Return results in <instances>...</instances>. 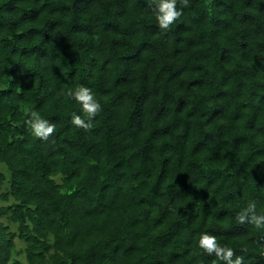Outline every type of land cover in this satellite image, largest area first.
<instances>
[{
    "label": "trees",
    "instance_id": "obj_1",
    "mask_svg": "<svg viewBox=\"0 0 264 264\" xmlns=\"http://www.w3.org/2000/svg\"><path fill=\"white\" fill-rule=\"evenodd\" d=\"M177 8L0 0V264H225L204 234L264 264V0Z\"/></svg>",
    "mask_w": 264,
    "mask_h": 264
},
{
    "label": "clouds",
    "instance_id": "obj_2",
    "mask_svg": "<svg viewBox=\"0 0 264 264\" xmlns=\"http://www.w3.org/2000/svg\"><path fill=\"white\" fill-rule=\"evenodd\" d=\"M154 12L159 29L167 31L170 29L178 18L182 15V10L177 8V0H153ZM74 99L80 104L83 113L88 117V122L79 115H73L72 123L84 129L92 127L91 120L100 111L101 105L96 99L91 89L87 87H80L74 93ZM32 134L41 140H47L48 137L55 131V125L48 120L40 118L36 113L32 114V118L27 122ZM255 205H249L248 210L243 213L239 219L244 223L248 218V213L254 212ZM252 223L257 228H264V215H253L251 217ZM198 246L209 255L214 254L220 261L225 264H242V258L236 256L231 247L221 246L217 243L214 236L204 234L198 241Z\"/></svg>",
    "mask_w": 264,
    "mask_h": 264
},
{
    "label": "rangeland",
    "instance_id": "obj_3",
    "mask_svg": "<svg viewBox=\"0 0 264 264\" xmlns=\"http://www.w3.org/2000/svg\"><path fill=\"white\" fill-rule=\"evenodd\" d=\"M12 230H15V228L13 226H12ZM16 243H17L18 249H24L25 245L21 241H16ZM20 259H21L22 264H27L23 254L20 256Z\"/></svg>",
    "mask_w": 264,
    "mask_h": 264
}]
</instances>
